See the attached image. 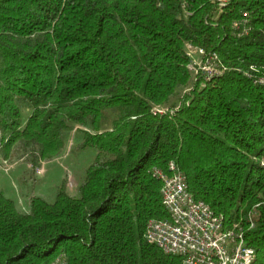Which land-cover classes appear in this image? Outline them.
<instances>
[{
	"label": "trees",
	"instance_id": "16d2710c",
	"mask_svg": "<svg viewBox=\"0 0 264 264\" xmlns=\"http://www.w3.org/2000/svg\"><path fill=\"white\" fill-rule=\"evenodd\" d=\"M0 129L34 167L98 151L79 197L0 191V264H184L145 237L171 161L264 264V0H0Z\"/></svg>",
	"mask_w": 264,
	"mask_h": 264
},
{
	"label": "built area",
	"instance_id": "2783aa9c",
	"mask_svg": "<svg viewBox=\"0 0 264 264\" xmlns=\"http://www.w3.org/2000/svg\"><path fill=\"white\" fill-rule=\"evenodd\" d=\"M224 5L227 0H219ZM196 73L211 79L224 72L219 56L189 46ZM194 53L200 57L195 60ZM195 65V66H194ZM264 166V158L261 160ZM154 175L162 181V201L169 219L153 218L146 227V239L167 254L178 255L184 264H252L256 251L247 244L240 223L228 224L203 200L191 193L183 172L175 162L169 163V173L155 168Z\"/></svg>",
	"mask_w": 264,
	"mask_h": 264
},
{
	"label": "rangeland",
	"instance_id": "374dc122",
	"mask_svg": "<svg viewBox=\"0 0 264 264\" xmlns=\"http://www.w3.org/2000/svg\"><path fill=\"white\" fill-rule=\"evenodd\" d=\"M198 58L199 54L194 53V59ZM2 138L0 129V191L14 199L17 207L24 212L29 211L32 196L54 202L62 185L71 195L79 197L86 171L98 154L94 147H81L82 134L73 131L67 133L66 145L59 156L41 161L38 167H34L17 146L9 152V156H4ZM63 263L61 257L54 262Z\"/></svg>",
	"mask_w": 264,
	"mask_h": 264
}]
</instances>
